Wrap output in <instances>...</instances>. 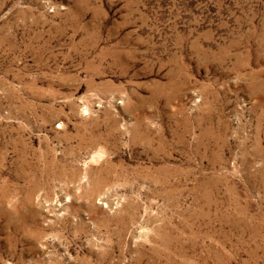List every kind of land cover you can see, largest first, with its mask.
Wrapping results in <instances>:
<instances>
[{
	"label": "rangeland",
	"instance_id": "rangeland-1",
	"mask_svg": "<svg viewBox=\"0 0 264 264\" xmlns=\"http://www.w3.org/2000/svg\"><path fill=\"white\" fill-rule=\"evenodd\" d=\"M0 264H264V0H0Z\"/></svg>",
	"mask_w": 264,
	"mask_h": 264
}]
</instances>
